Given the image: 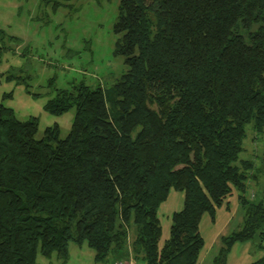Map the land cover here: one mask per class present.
I'll return each instance as SVG.
<instances>
[{"label": "trees", "instance_id": "trees-1", "mask_svg": "<svg viewBox=\"0 0 264 264\" xmlns=\"http://www.w3.org/2000/svg\"><path fill=\"white\" fill-rule=\"evenodd\" d=\"M115 28L128 71L46 104L76 109L67 137L56 125L38 138L36 118L0 105V264L66 259L70 242L94 249L95 264L113 254L197 264L202 217L214 220L234 190L243 224L222 238L214 264L239 242L264 249V185L260 199L246 195L264 178V143L240 158L250 131L264 136V0H121ZM172 190L184 204L161 246Z\"/></svg>", "mask_w": 264, "mask_h": 264}, {"label": "rangeland", "instance_id": "rangeland-1", "mask_svg": "<svg viewBox=\"0 0 264 264\" xmlns=\"http://www.w3.org/2000/svg\"><path fill=\"white\" fill-rule=\"evenodd\" d=\"M120 3L121 0H0V33L6 47L0 59V105L11 108L22 121L36 118L38 138L44 136L48 127L56 125L62 138L71 132L75 108L62 114L46 109V104L58 91H72L82 82L108 88L128 71L125 57L118 53L122 35L115 28ZM250 128L248 126L247 130ZM263 143V135L250 131L240 158H254ZM263 185L264 178L258 184L252 181L247 197L256 195V200L260 199ZM182 195L184 193L172 190L162 204L161 245L170 234L172 211L176 204L180 205ZM239 195L240 192L234 190L228 207L217 208L214 220L209 213L202 217L200 228L205 244L201 256L209 254L204 264H212V254L222 243L223 236L242 227L244 211ZM215 232L220 235L218 244L210 238ZM258 242L259 239H253L235 244L227 257L229 264L237 258L235 255L245 250L249 256L256 255L254 259H259L264 249L257 247ZM95 254L85 242H70L66 259L54 252L50 257L39 254L37 262L95 264ZM129 258L134 264H144L142 259L134 261L132 254ZM116 259L113 254L103 264H115Z\"/></svg>", "mask_w": 264, "mask_h": 264}, {"label": "crops", "instance_id": "crops-1", "mask_svg": "<svg viewBox=\"0 0 264 264\" xmlns=\"http://www.w3.org/2000/svg\"><path fill=\"white\" fill-rule=\"evenodd\" d=\"M250 188V187H249ZM233 195H234V191L226 198V200L224 201V203H223V205L225 206V208H227L228 207V205H229V203H230V199H231V197H233ZM178 203H179V201H178ZM183 204H184V196L182 195L181 197H180V205L177 207V204L175 205V208L173 209V211H172V215L175 213V212H177V211H180L182 208H183ZM163 206V205H162ZM161 206V207H162ZM160 211H161V208H160ZM171 215V216H172ZM216 223V222H215ZM200 231H201V228H200ZM202 233V232H201ZM229 233V232H228ZM227 233V234H228ZM225 236H227V235H225ZM169 237V236H168ZM167 237V238H168ZM203 237V236H202ZM224 237V236H223ZM222 237V238H223ZM166 238V239H167ZM204 238V237H203ZM210 238H213V242H214V244H218L219 243V240H220V235H219V233L218 232H215L214 234H212V236L210 237ZM222 238H221V242H222ZM165 239V240H166ZM204 241H205V238H204ZM237 244V243H236ZM161 245V244H160ZM163 245V244H162ZM161 245V246H162ZM219 247H218V249H217V251L215 252V253H213L212 254V264H214V259H215V257L217 256V254L219 253V250H220V248L222 247V243L221 244H219L218 245ZM235 246V245H234ZM233 249V248H232ZM232 251V250H231ZM247 250H245V251H241V254H239V255H235V257H237L235 260H234V262L232 263V264H252L253 262H255L256 261V259H254V258H256L255 256L256 255H251V256H249L247 253ZM231 253V252H230ZM208 255L209 254H207V258L205 257V256H201V253H200V257H199V260H198V263L197 264H204V261H206L207 259H208ZM230 255V254H229ZM264 254L262 253V255H261V257L263 256ZM239 256H240V258H239ZM260 257V258H261ZM130 259V258H129ZM129 259L128 260H122V261H124V263H126V264H134V263H132V262H130L129 261ZM229 259V258H228ZM258 260V259H257ZM118 261H120V259H116L115 260V262L117 263ZM227 262H228V260H227ZM115 263V264H116ZM207 264H209V263H207ZM227 264H229V262L227 263Z\"/></svg>", "mask_w": 264, "mask_h": 264}, {"label": "built area", "instance_id": "built-area-1", "mask_svg": "<svg viewBox=\"0 0 264 264\" xmlns=\"http://www.w3.org/2000/svg\"><path fill=\"white\" fill-rule=\"evenodd\" d=\"M116 264H126V263H124V262H118V263H116Z\"/></svg>", "mask_w": 264, "mask_h": 264}]
</instances>
